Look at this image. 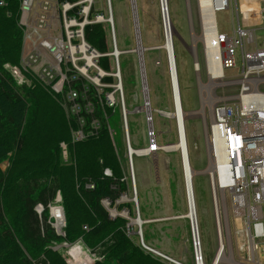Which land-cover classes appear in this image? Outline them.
Here are the masks:
<instances>
[{"label": "rangeland", "instance_id": "1", "mask_svg": "<svg viewBox=\"0 0 264 264\" xmlns=\"http://www.w3.org/2000/svg\"><path fill=\"white\" fill-rule=\"evenodd\" d=\"M254 1L258 3V5L256 4L257 10H255L257 17L254 22H248L246 18L242 21L237 14L236 9L241 4V0H237V3L230 0L229 7L216 11L214 18L218 31L227 35L236 34L238 25L250 29V43L245 45V48L248 51L256 52L264 47V17L260 20L258 18L259 9L264 10V0ZM198 3V0H167V10L169 11L167 12L171 24L188 163L192 170L191 186L194 213L204 261L206 264H210L217 248L212 199L206 174L208 165L207 135L211 125V111L217 104L238 107L240 104L238 95L242 92L243 82L247 80L249 82L253 79L258 90L264 91V69L246 72L241 52L238 51L235 55L236 64L231 68L223 69L221 79H210L205 63L204 46L201 41V23L203 24V21ZM91 5L95 13L101 12L100 14H102V19L99 22L103 24L106 33L109 45L106 55L109 56L111 68L109 71L101 69L98 62L99 57L96 62L98 69L94 67L87 69L86 73L91 79H84L79 74L80 72L76 73L79 77L77 81H80L82 85L83 96L80 101L84 102L81 105V111L77 114H73L68 103L56 93L53 94L55 97L53 99L51 97V99L58 105H44L54 106L58 114L67 121L70 143L88 138H98L103 130L108 135L119 163V172L124 186V190L115 201L116 205H123L121 208L110 206L106 198L100 200L109 217L114 219L118 216L125 219L126 235L132 236L142 248L137 233L139 227L135 223L136 210L132 201L135 195H133L134 186L130 166L133 163L139 218L143 221L149 220V222H142L140 226L144 243L173 260L184 264H193L190 218L187 215L189 212L180 151L178 148H168L178 142L177 123L175 117L159 113V111L166 113L174 111L167 54L163 47L165 32L160 0H134V14L130 0H109L114 39H112L109 24L106 21L108 18L107 1L95 0ZM113 42L117 49L122 98L115 88L118 81L115 76L116 68L112 55ZM137 45V49H142L146 92L149 99L148 109L144 107L139 59L137 52L134 51ZM28 76L30 75L28 74ZM107 76L112 77L111 83L103 81V78ZM34 80L36 79L33 78L27 86H32ZM38 82L42 86H46L44 83ZM203 85H208V87L203 88ZM123 108L126 112L128 141L132 149H148L149 131L153 132L154 143L157 145L156 151L133 155L131 163L127 154L122 118ZM87 119H89L88 122ZM72 120L75 125L70 128L69 123ZM81 120L84 124L83 130L86 137L76 140L73 134L80 127ZM92 131L93 133H91ZM58 149L61 161L67 164L72 163L73 159L70 158L65 141L58 142ZM99 163H102L101 158ZM7 165L8 159L0 162V170L5 171ZM102 172L106 176H111V170L107 167H104ZM93 186L94 184L90 180L84 183V187L87 189H92ZM57 196H59L58 201H56ZM103 201H107L108 204L105 206ZM55 202L62 207L59 191L56 192L55 198L48 206ZM126 203L131 205V214L124 206ZM38 204H35V208ZM55 208L59 207L53 206L54 213ZM60 214L62 216V211ZM62 223L65 225L64 210ZM61 245L62 243L53 248L57 249L64 258L66 248ZM82 246L94 253L96 257H101V254L104 253L103 245L95 248ZM76 251L78 249H73L72 253ZM238 254L244 256L243 253L239 252ZM244 260H246V256ZM168 264L173 263L168 262Z\"/></svg>", "mask_w": 264, "mask_h": 264}, {"label": "trees", "instance_id": "2", "mask_svg": "<svg viewBox=\"0 0 264 264\" xmlns=\"http://www.w3.org/2000/svg\"><path fill=\"white\" fill-rule=\"evenodd\" d=\"M2 1L0 162L8 159V165L5 171L0 170V264H67L53 247L78 240L89 248L104 246V253L91 264H168L126 235V220L118 216L111 219L100 203L106 198L110 206L117 209L123 206L115 203L124 186L106 132L101 131L98 138L70 143L67 121L54 106L44 105H58L52 100L55 97L52 90L38 80L32 86L17 84L3 67L6 62L18 65L22 31L17 23L18 0ZM94 13L91 5L89 19H93ZM83 35L90 46L104 54L98 60L99 67L109 71L110 60L106 55L109 45L103 24H86ZM103 81L111 83L112 77H104ZM69 86L82 89L80 81L65 84L64 96ZM74 125L72 120L69 126ZM61 140L67 143L72 163H63L59 157ZM104 167L111 170V176L103 174ZM89 180L94 184L92 189L84 187ZM57 191L65 215L64 235L56 234L48 222L47 205ZM36 203L43 207L40 215L35 211ZM124 206L131 214V205Z\"/></svg>", "mask_w": 264, "mask_h": 264}, {"label": "built area", "instance_id": "3", "mask_svg": "<svg viewBox=\"0 0 264 264\" xmlns=\"http://www.w3.org/2000/svg\"><path fill=\"white\" fill-rule=\"evenodd\" d=\"M94 1L18 0V26L22 31L20 59L18 65H3L17 84L28 85L34 78L48 86L53 93L61 94L73 114L81 111L84 103L80 101L82 91L69 86L64 96L63 86L77 81L79 77L76 73L79 72L82 78L91 79L86 73L87 69L97 68V58L104 55L91 47L83 35L86 24L102 19L100 13H95L93 19H89L90 6ZM229 2L230 0H220L214 11L227 9ZM234 2L237 3V0ZM3 4L4 1L0 0V5ZM73 9L74 13L69 14ZM236 11L242 21L250 13L241 4ZM260 15L264 17V10L261 8ZM250 36V29L239 25L233 35L216 30V63H219L222 70L236 64L235 55L238 51L241 52L246 72L264 69V57L261 55L264 47L256 52L245 48L250 43ZM252 81L253 79L243 82L242 91L245 87L248 90L249 84H254ZM117 86L118 82L115 88L119 92ZM258 101L255 98L251 103L240 102L238 107L217 104L211 111L206 174L212 199L217 248L210 264L215 260H218L216 264H264V102L261 104ZM144 107L149 105L144 103ZM83 126L81 120L80 127L73 134L76 140L86 137ZM124 127L127 130L126 119ZM147 150H157L152 131H149ZM58 200L59 196L56 201ZM103 203L108 204L107 201ZM54 205L61 209V217L59 212L54 213ZM48 209L49 224L56 234L64 235V223L57 225V218L63 220L62 207L55 202ZM35 211L40 215L43 207L38 204ZM189 227L192 262L206 264L196 217L194 221L189 219ZM140 244L142 248L173 263L172 258L152 250L143 240H140ZM61 246L66 248L64 258L67 264H91L99 258L84 249L80 241L73 244L63 242ZM73 248L78 249V256L73 255ZM239 252L244 256H239Z\"/></svg>", "mask_w": 264, "mask_h": 264}, {"label": "bare ground", "instance_id": "4", "mask_svg": "<svg viewBox=\"0 0 264 264\" xmlns=\"http://www.w3.org/2000/svg\"><path fill=\"white\" fill-rule=\"evenodd\" d=\"M198 4H199V8H200V16H201V20L203 21V27L201 28V41L202 39H204L206 41V48L204 50L205 53V63L207 65V72L209 75L210 79H220L222 77V69L219 65V63H216V54L215 51L217 50V45L215 44L214 41V35L215 32L217 30L216 26H215V19H214V15H215V6L220 4V0H198ZM161 3V9L162 11V15H163V23H164V32H165V39L168 45V49H169V54H170V59H171V52H170V47H169V39L172 42V36H171V24L169 21V17H168V10H167V0H160ZM251 9H255L254 7H251ZM259 16V15H258ZM240 22V20H239ZM114 34V32H113ZM173 43V42H172ZM165 45V44H164ZM138 51H141L142 49L139 48L137 49ZM172 52H173V57H174V51H173V45H172ZM263 55L262 57H264V53L261 54ZM175 61V59H174ZM172 62V59H171ZM118 64V63H117ZM116 67V64H115ZM264 68V66H263ZM176 69V68H175ZM118 73H119V77H120V69L118 66ZM245 77V76H244ZM246 80V79H243ZM120 82H121V78H120ZM210 82H213V80H210ZM253 83V81H252ZM209 85V84H208ZM208 85H203V88L208 87ZM249 88L248 90H246L247 87H245V90L242 91L240 93V95H238V99L240 100V102L242 104H246V103H251L255 98L258 99V102H264V93H261L257 87L254 84H249ZM121 91H122V83H121ZM172 93V92H171ZM123 101V99H122ZM173 101V99H172ZM148 109V107H146ZM181 111V112H180ZM180 111H179V107H178V112H177V122L179 125V130H180V140H181V144H179V140L176 144H174L173 146H169L168 148L172 149V148H178L180 150V147L183 148V141H182V128H181V123L180 121L183 118V112L182 109L180 107ZM159 113L168 116V113L164 112V111H159ZM170 115V114H169ZM173 117H175V114L171 115ZM175 117V118H176ZM127 128V127H126ZM178 130V129H177ZM185 135V133H184ZM186 140V139H185ZM132 149V147H131ZM187 149V147H186ZM133 153L131 155V162L132 160V156L136 155V154H147L148 150L147 148L143 149V150H137V149H132ZM183 165V164H182ZM132 184H133V195H135L136 201L138 200L137 197V190H136V185H135V177H134V170H133V163H132ZM183 172H184V176L186 177V182H187V186H188V198H187V204L189 202V207H190V212L187 214L188 217L192 220H194L195 213H194V202H193V196H192V186H191V177H192V170L189 166V164H185L184 163V167H183ZM190 180V181H189ZM185 182V179H184ZM185 184V183H184ZM190 185V186H189ZM187 196V195H186ZM133 201V199H132ZM138 203V201H137ZM105 206L107 205V203L104 204ZM55 206V205H54ZM54 210V209H53ZM55 212H59L61 213L59 208H55ZM58 215V214H56ZM61 217V214H60ZM61 219L57 218V225L61 224ZM136 224H140V226L142 225V220L139 218V220H135ZM137 225V226H138ZM195 227H194V233L196 235V231H195ZM73 249H77V248H73ZM74 256H78V251H76L75 253H73ZM218 262V260H217ZM216 260L213 261L212 264H216L217 263Z\"/></svg>", "mask_w": 264, "mask_h": 264}, {"label": "water", "instance_id": "5", "mask_svg": "<svg viewBox=\"0 0 264 264\" xmlns=\"http://www.w3.org/2000/svg\"><path fill=\"white\" fill-rule=\"evenodd\" d=\"M107 1V8H108V18L106 19V21L108 22L109 24V28H110V32H111V36L113 37L112 39H114V34H113V22H112V17H111V12H110V5H109V0H106ZM131 1V6H132V10H133V14L135 13V6H134V0H130ZM139 44V43H138ZM139 47H141L139 45ZM164 49L166 50V54H167V60H168V69H169V79H170V85H171V92H172V99H173V112L172 113H169L170 115H173L175 114V117L177 116V112H178V107H179V111H180V107H181V102H180V94H179V86H178V80H177V76H176V69H175V61H174V57H173V52H172V42L171 40L169 39V47H170V52H171V59H172V62H171V59H170V54H169V49H168V45H167V42H166V39H165V45L163 46ZM137 48H138V45L137 47L134 49V51L137 52L138 54V59H139V68H140V74H141V82H142V89H143V95H144V103L146 105H149V99H148V95H147V88H146V80H145V75H144V68H143V62H142V51H137ZM117 49H116V46L113 42V52H112V55L114 56V60H115V64H116V76H117V79H118V86H117V89L119 90V94L120 96L122 95V91H121V82H120V77H119V73H118V64H117ZM181 112V111H180ZM173 117V116H172ZM125 119H126V112L123 111V121H124V126H125ZM176 120V123H177V131H178V140H179V144H181V140H180V130H179V125H178V120H177V117L175 118ZM181 123V128H182V141H183V148L180 147V156H181V163L183 164L182 166L184 167V163L185 164H188V153H187V149H186V140H185V135H184V125H183V118L182 120L180 121ZM125 136H126V146H127V151H128V159H129V162L131 163V155L133 153L132 149H131V146L129 144V141H128V133H127V130L125 129ZM131 167V177H132V166ZM184 179H185V192H186V197L188 198V186H187V182H186V177L184 176ZM190 181V180H189ZM190 186V185H189ZM133 203H134V207H135V210H136V215H137V218L136 220H139V213H138V204H137V201H136V198L134 197L133 198ZM188 211L190 212V207H189V202H188ZM195 219V218H194ZM190 220L191 221H194L191 219L190 217ZM143 222V220H142ZM139 229L137 231L139 237H140V240H142V234H141V230H140V224L138 225ZM153 250V249H152ZM173 264H180L178 261L176 260H173L172 261Z\"/></svg>", "mask_w": 264, "mask_h": 264}, {"label": "crops", "instance_id": "6", "mask_svg": "<svg viewBox=\"0 0 264 264\" xmlns=\"http://www.w3.org/2000/svg\"><path fill=\"white\" fill-rule=\"evenodd\" d=\"M258 5V3H257V1H254V0H243V2H242V0H241V6H242V8L243 9H246V10H249L250 11V13L246 16V20L248 21V22H254V21H256V13H255V10H257L256 8H257V5ZM248 6V7H247ZM255 6V9H251V7H254ZM169 12V11H168ZM258 15H259V20L262 18L261 17V15H260V9H259V13H258ZM215 19V18H214ZM258 20V21H259ZM216 26V25H215ZM189 164V163H188ZM132 165V164H131ZM144 222H149V220H145ZM148 246V245H147ZM150 247V246H149ZM154 249V248H153ZM156 250V249H155ZM158 251V250H157ZM160 252V251H159ZM161 254H163V255H165L164 253H162V252H160ZM167 256V255H166ZM169 257V256H168ZM162 258V257H161ZM171 258V257H170ZM173 259V258H172ZM165 260V259H164Z\"/></svg>", "mask_w": 264, "mask_h": 264}, {"label": "flooded vegetation", "instance_id": "7", "mask_svg": "<svg viewBox=\"0 0 264 264\" xmlns=\"http://www.w3.org/2000/svg\"><path fill=\"white\" fill-rule=\"evenodd\" d=\"M202 27H203V25H202V23H201V28H202ZM202 44H203V46H204V45L206 46V41H205L204 39H202ZM205 46H204V47H205ZM205 48H206V47H205ZM205 48H204V50H205ZM204 55H205V53H204ZM205 58H206V56H205ZM206 66H207V65H206ZM222 77H223V76H222ZM222 77H221V78H222ZM221 78H220V79H221Z\"/></svg>", "mask_w": 264, "mask_h": 264}]
</instances>
